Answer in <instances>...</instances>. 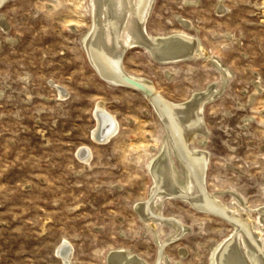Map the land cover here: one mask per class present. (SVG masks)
<instances>
[{
    "label": "rangeland",
    "instance_id": "374dc122",
    "mask_svg": "<svg viewBox=\"0 0 264 264\" xmlns=\"http://www.w3.org/2000/svg\"><path fill=\"white\" fill-rule=\"evenodd\" d=\"M224 4L222 15L218 0H155L147 28L199 38L229 79L203 58L163 65L141 45L124 53L125 71L171 102L216 96L205 105L206 134L191 147L209 154L205 188L221 208L199 211L170 195L159 221L140 207L151 201L150 166L167 129L142 92L97 73L84 44L92 0H8L0 8V264H111L120 249L134 264H213L235 233L225 213L239 204L263 230L264 0ZM100 104L118 125L107 142L93 136Z\"/></svg>",
    "mask_w": 264,
    "mask_h": 264
},
{
    "label": "bare ground",
    "instance_id": "6f19581e",
    "mask_svg": "<svg viewBox=\"0 0 264 264\" xmlns=\"http://www.w3.org/2000/svg\"><path fill=\"white\" fill-rule=\"evenodd\" d=\"M7 1L0 0V8ZM154 2L155 0H92L93 26L91 31L89 30L90 33L85 36L84 44L89 59L100 77L115 86L133 82L135 85L130 86L143 93L167 129L161 154L156 156L150 166L155 183L151 192V201L148 200V203L145 202L140 207V213L143 212L147 219L159 221L160 207L170 195L190 200L195 205L198 203L196 207L199 211H206L212 207V204L221 208L214 201L216 196L209 194L205 188L209 154L191 147L200 135L206 134L205 105L216 96L214 91H208L201 94L193 93L184 103L171 102L160 95L149 80L146 81L125 71L124 53L132 47L141 45L154 60L163 65L203 58L227 79L232 73L219 60L207 54L203 43L195 36L186 32L155 36L150 34L147 25ZM217 6L218 13L222 15L228 10L224 0H218ZM188 23L184 24L189 27ZM57 88L60 93L63 92L60 87ZM95 118L97 128L93 132L94 138L96 141H109L118 127L115 117L100 104L95 111ZM199 141V144L205 143L203 139ZM87 152L86 148L80 149L78 156L85 157ZM175 160L179 161L181 168L176 165ZM239 207H233V211L225 213L234 221L235 233L218 246L213 255V264H264L262 238L264 220L261 219L263 230H257L249 209H242L240 204ZM222 210L219 209L220 212ZM162 248L164 249V245ZM64 250H62V259L71 261V254L64 253ZM111 252V256H108L111 264H134L138 261L125 250Z\"/></svg>",
    "mask_w": 264,
    "mask_h": 264
},
{
    "label": "water",
    "instance_id": "95a60500",
    "mask_svg": "<svg viewBox=\"0 0 264 264\" xmlns=\"http://www.w3.org/2000/svg\"><path fill=\"white\" fill-rule=\"evenodd\" d=\"M124 85H128V87H131V86H133V85H135V84H134L133 82H132V83L130 82L129 84L127 83V84H124ZM130 85H131V86H130Z\"/></svg>",
    "mask_w": 264,
    "mask_h": 264
}]
</instances>
